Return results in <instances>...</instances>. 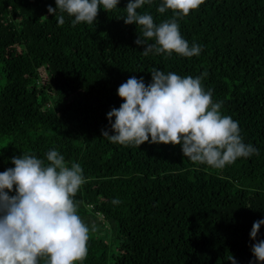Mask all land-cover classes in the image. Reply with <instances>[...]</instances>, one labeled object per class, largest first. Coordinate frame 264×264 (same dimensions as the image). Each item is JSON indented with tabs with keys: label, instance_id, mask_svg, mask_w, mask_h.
Here are the masks:
<instances>
[{
	"label": "trees",
	"instance_id": "obj_1",
	"mask_svg": "<svg viewBox=\"0 0 264 264\" xmlns=\"http://www.w3.org/2000/svg\"><path fill=\"white\" fill-rule=\"evenodd\" d=\"M127 3L73 26L67 13H48L55 0H0V172L23 153L47 163L52 149L81 165L86 182L74 199L95 227L82 264H231L229 255L260 264L250 231L264 219V0H205L178 19L183 38L202 47L190 58L143 55L140 27L122 17ZM160 3L137 11L159 24L173 16L160 14ZM154 68L201 76L259 155L216 169L192 162L180 145L102 137V129L114 134L107 113L123 103L118 87L131 76L147 85Z\"/></svg>",
	"mask_w": 264,
	"mask_h": 264
},
{
	"label": "clouds",
	"instance_id": "obj_2",
	"mask_svg": "<svg viewBox=\"0 0 264 264\" xmlns=\"http://www.w3.org/2000/svg\"><path fill=\"white\" fill-rule=\"evenodd\" d=\"M48 13L57 10L74 17L72 25L95 22L100 7L107 12L119 0H55ZM152 0H128L125 24L135 23L140 33L135 43L143 45V55L176 53L183 57L199 56L202 47L183 38L178 19L198 10L205 0H161L157 11L171 10V19L159 24L148 13L137 9ZM121 18V17H118ZM58 25L65 23L63 15ZM206 75V74H204ZM151 82L131 76L117 94L123 100L113 107L107 119L114 134L102 129V137L111 143L138 147L144 142L180 145L185 157L194 163L222 169L238 158L259 155L252 144L244 143L238 121L220 111L212 90H205L202 77H181L154 68ZM114 122H113V119ZM46 161L23 153L11 158L14 167L0 172V264H77L87 258L91 229L78 214L75 196L86 182L79 163L66 164L57 150L46 153ZM14 195H9L10 192ZM113 204L121 201L114 199ZM264 219L253 222L250 238L255 261L264 264V239H257ZM237 264L233 255L227 257ZM251 264V262H250Z\"/></svg>",
	"mask_w": 264,
	"mask_h": 264
},
{
	"label": "rangeland",
	"instance_id": "obj_3",
	"mask_svg": "<svg viewBox=\"0 0 264 264\" xmlns=\"http://www.w3.org/2000/svg\"><path fill=\"white\" fill-rule=\"evenodd\" d=\"M6 145V142L4 140H0V146Z\"/></svg>",
	"mask_w": 264,
	"mask_h": 264
}]
</instances>
